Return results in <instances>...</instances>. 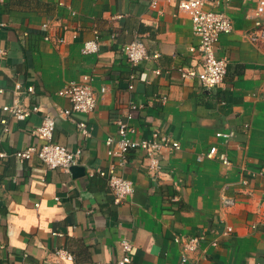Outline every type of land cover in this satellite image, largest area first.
<instances>
[{
	"label": "crops",
	"instance_id": "crops-1",
	"mask_svg": "<svg viewBox=\"0 0 264 264\" xmlns=\"http://www.w3.org/2000/svg\"><path fill=\"white\" fill-rule=\"evenodd\" d=\"M258 2L207 0L205 7L226 11L234 27L216 44L228 62L225 78L207 88L181 77V69L199 70L203 58L176 0H0V264H118L122 238L133 244L131 264H182L178 240L197 235L204 239L185 264H264V42L245 36ZM96 36L98 52L82 53ZM136 38L151 57L134 66L123 47ZM84 76L92 78L97 106L75 118L86 120L90 137L60 115L70 107L60 91ZM16 83L22 105L40 106L24 120L2 109L13 102ZM130 111L133 138L160 129L182 148L159 152L155 173L142 150H130L120 172L134 193L116 203L99 170L116 161L106 138ZM45 115L56 120L57 143L83 149L84 175L15 155L38 141L33 130ZM212 146L217 156L198 160ZM227 226L233 230L224 234Z\"/></svg>",
	"mask_w": 264,
	"mask_h": 264
},
{
	"label": "built area",
	"instance_id": "built-area-1",
	"mask_svg": "<svg viewBox=\"0 0 264 264\" xmlns=\"http://www.w3.org/2000/svg\"><path fill=\"white\" fill-rule=\"evenodd\" d=\"M178 1V8L180 11L186 13L191 21L194 32L199 36L200 43L198 51L200 52L203 62L199 70L194 68H184L180 70L182 78L197 77L201 83L207 87L212 88L221 84L227 73L228 62L225 57H220L216 53V44L222 34L233 31V22L226 11L222 9L206 8L207 0H176ZM156 2L153 1L155 6ZM215 4H220L216 1ZM247 18L253 21V27L246 30L245 36L252 42H264V0H259L254 9L247 14ZM47 26V25H45ZM97 33V32H96ZM48 38V36H46ZM64 41L63 38L59 39ZM99 50V41L96 38L86 40L82 47V53L91 54ZM123 53L127 60L134 66L138 65L142 60L149 59L151 56L148 52L145 42L141 38H136L132 42L123 47ZM158 57L159 54H154ZM135 75H131L130 88H133V80ZM22 85L16 83L14 88V99L11 104H4L2 109L4 112L17 119L24 120L32 113L39 112L40 106L38 104L22 105L19 100V94L22 92ZM29 93H33L34 86L27 88ZM101 91H105L102 87ZM0 92L3 89L0 88ZM61 95L68 98L70 107L60 110V115L67 117L74 121L79 132L84 137H90V128L84 119L76 120L75 115L88 116L97 106V94L90 76H84L82 80H72L68 86L60 91ZM137 108L132 105V110ZM133 118V113L130 111L127 118L119 119L117 121L118 132L116 136H108L106 138V145L108 147L107 154L114 161L107 170H99V174L107 177L109 188L114 196L116 203H122L134 193V184L131 180L124 177L120 172L127 161L128 152L133 149L142 150L150 160L149 170L155 173L160 168L159 152L163 149L180 150L182 145L180 141L174 140L160 129H154L150 137L147 138H133L135 128L130 125L129 120ZM1 124L4 131L9 130L8 118H2ZM56 128V120L53 116H43L41 124L33 130L38 141L28 145L26 148L17 150L15 155L22 161L32 160L37 158L40 163L46 168H59L65 172H70L73 165H79L83 156V149H72L68 146L61 145L54 140V131ZM231 133L218 132L217 136L228 139ZM218 154L216 146H212L205 153L198 155V160L202 161L205 158H215ZM5 153H0V157L5 156ZM219 159L223 164L229 165L230 159L225 154H220ZM264 180V174H263ZM246 183V180H244ZM224 203H229L225 195L222 196ZM232 202V201H231ZM233 228L227 226L224 234H229ZM203 235L190 236L178 241L182 242V264L188 261L187 252L195 251L200 247ZM217 240L212 241V245H217ZM120 248L122 256L118 264H131V252L133 244L127 238L120 240ZM57 254L72 259L70 253L63 250H57Z\"/></svg>",
	"mask_w": 264,
	"mask_h": 264
},
{
	"label": "water",
	"instance_id": "water-1",
	"mask_svg": "<svg viewBox=\"0 0 264 264\" xmlns=\"http://www.w3.org/2000/svg\"><path fill=\"white\" fill-rule=\"evenodd\" d=\"M70 170L74 176H82L86 172V168L83 165H73Z\"/></svg>",
	"mask_w": 264,
	"mask_h": 264
}]
</instances>
